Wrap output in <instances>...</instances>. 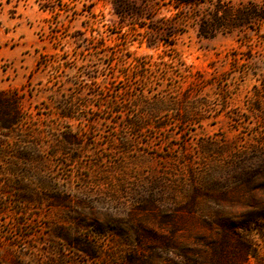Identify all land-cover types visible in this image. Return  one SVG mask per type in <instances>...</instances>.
<instances>
[{"label": "rangeland", "instance_id": "obj_1", "mask_svg": "<svg viewBox=\"0 0 264 264\" xmlns=\"http://www.w3.org/2000/svg\"><path fill=\"white\" fill-rule=\"evenodd\" d=\"M44 1L0 0V120L21 116L0 129V264H264V0H128L123 28L117 0ZM154 28L173 46L147 48ZM142 95L205 119L130 128Z\"/></svg>", "mask_w": 264, "mask_h": 264}, {"label": "trees", "instance_id": "obj_2", "mask_svg": "<svg viewBox=\"0 0 264 264\" xmlns=\"http://www.w3.org/2000/svg\"><path fill=\"white\" fill-rule=\"evenodd\" d=\"M199 1L201 0H175L177 6L191 5ZM39 5L40 8L47 9L49 11H53L54 9L51 0H45L43 4ZM143 12V9L135 7L134 5L130 4L128 0H117L113 4L112 13L115 17L118 18L121 28L126 25L125 20L127 19V17H134V19H139L142 17ZM79 35L82 36L83 33L78 34V36ZM159 35H162V32H160L159 29H151L150 32H146L142 36L141 42H145L147 48L150 49H157L159 45L173 46V44L165 42V40L161 38L162 36ZM175 37H177V34H174V39ZM76 42H80V45L83 44L82 46L79 45L82 50L90 51L91 49H94L96 54H99V51L101 50L105 52L107 49L104 44H101L100 46H98V44H92V46H90L91 44L89 43V41L85 39H76ZM130 64L136 70L135 77L137 78V80H139L140 82H146L149 79V75L147 74V72L149 71L151 65H149L148 62H146L144 59H132ZM180 77H182L192 85L204 83V80L201 76L190 71L184 72L182 75H180ZM89 79L93 81V85L89 87V92L92 93L94 97H96L99 93H97V90L94 89L100 88L98 86V76L90 75ZM134 101L136 103H142L143 109L142 113L137 112L136 114L131 116L134 117V120L127 123L130 128H138V130H141L145 125L142 121L143 117L156 118L162 113L170 111L175 113L179 112L178 121L182 125L186 124L189 121H203L205 119L204 111L207 107V103L205 102V100H190L189 98H187V96H184L179 100H171L170 98L162 96L147 98L142 95L139 97H135ZM117 103L118 101L115 98L113 100L107 101V105L111 110L117 109ZM64 117H69V114L66 113ZM20 118L21 116L18 114V112H11L10 114H8L6 119L0 120V129H12L20 122ZM158 125V130H162L165 128V124L163 123H159ZM202 150L203 152H208L209 146L206 145L205 148H202Z\"/></svg>", "mask_w": 264, "mask_h": 264}]
</instances>
